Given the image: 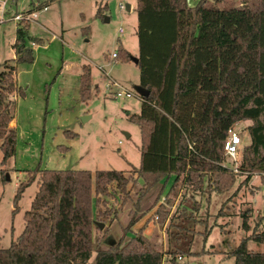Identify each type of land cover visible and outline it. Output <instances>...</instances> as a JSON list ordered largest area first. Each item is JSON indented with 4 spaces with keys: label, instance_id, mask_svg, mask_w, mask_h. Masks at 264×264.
Returning <instances> with one entry per match:
<instances>
[{
    "label": "trees",
    "instance_id": "trees-1",
    "mask_svg": "<svg viewBox=\"0 0 264 264\" xmlns=\"http://www.w3.org/2000/svg\"><path fill=\"white\" fill-rule=\"evenodd\" d=\"M135 11L138 85L149 93L142 96L139 112L127 116L140 132L134 177L117 169H34L14 195L16 201L37 175L23 229L7 247L0 246V264H87L92 252L89 264H162L165 251L141 229L126 240L101 246L106 229H99L96 221L111 209L99 208L106 204L105 195L117 189L122 199L128 197L131 178L142 181L139 198L170 175L169 190L180 179L219 192L232 187L237 176H242L241 184L254 174L264 177V0L222 8L212 0L192 5L188 0H136ZM28 29L29 22L17 23L14 56L0 63L1 164L13 155L16 140L9 125L15 100L9 96L23 94L15 82L16 64L32 62L28 43L41 41ZM78 79L80 93L87 97L88 65H82ZM239 120L252 123L235 173L220 163L227 129ZM152 215L163 222L161 204ZM246 221L243 211L245 230ZM249 239L264 243V232H251L228 250L233 264H264V251L249 249ZM181 250L185 252L174 245L167 253Z\"/></svg>",
    "mask_w": 264,
    "mask_h": 264
},
{
    "label": "rangeland",
    "instance_id": "rangeland-1",
    "mask_svg": "<svg viewBox=\"0 0 264 264\" xmlns=\"http://www.w3.org/2000/svg\"><path fill=\"white\" fill-rule=\"evenodd\" d=\"M29 1L6 4L4 20L0 21V63L14 56L17 22L11 16L26 9ZM188 1L191 5L195 2ZM250 2L220 0L215 5L222 8ZM135 3L136 0H48L47 9L29 22V34L41 41L28 43L32 62L16 64L15 82L23 94L9 96L15 100L12 112L16 140L13 155L0 163L1 247H7L23 229V213L37 189V175L16 201L14 195L19 183L25 182L34 169H117L132 174L133 166H138L140 132L137 124L127 118L139 112L141 103L136 91L139 69L131 57L138 54ZM113 53L118 56L112 58ZM82 64L90 70L87 97L79 89ZM110 78L133 95L114 98L106 89ZM251 123L236 122L241 153L249 143L247 127ZM1 157L0 150V160ZM221 163L227 165L229 160L223 156ZM2 169H6L4 173ZM132 178L127 185L128 197L122 199L117 189L112 190L105 195L106 204L99 207L102 211L111 207L99 221L106 229L101 246L120 238L126 240L141 229L156 248L165 251L162 264H233L234 257L228 255V250L251 232H264V177L260 174L243 184L239 182L242 176H237L232 187L220 192L204 184L199 188L183 184L180 179L169 190L171 175L139 198L142 181ZM159 204L165 212L163 222L157 221L150 209ZM243 211L247 230L242 227ZM93 232L100 235L94 228ZM174 245L185 252L167 253ZM247 247L264 251V243L251 239ZM93 256L94 252L87 264ZM177 256H181L178 262Z\"/></svg>",
    "mask_w": 264,
    "mask_h": 264
},
{
    "label": "built area",
    "instance_id": "built-area-1",
    "mask_svg": "<svg viewBox=\"0 0 264 264\" xmlns=\"http://www.w3.org/2000/svg\"><path fill=\"white\" fill-rule=\"evenodd\" d=\"M17 0H0V21H3V15L5 14L6 4H15ZM47 9V2L45 0H30L26 9H22L19 12L14 13L11 16V19L15 20L17 23L19 22H30L35 20L38 16L39 11H45ZM122 27L118 28V32L122 33ZM116 54H111L112 58H115ZM100 69L102 67L100 66ZM106 89L112 93L114 98L120 97H130L132 96V92L119 84L116 80L110 78L108 82H106ZM139 94V93H138ZM138 98L141 100L142 96L139 94ZM238 128L236 127V122L233 123L227 129V134L225 136L223 142V156H225L229 160V164L220 163L223 167L230 169L232 172H239L238 166L241 161V143L240 136L238 132ZM156 219L157 216L154 215ZM181 256H177L176 261H180Z\"/></svg>",
    "mask_w": 264,
    "mask_h": 264
},
{
    "label": "water",
    "instance_id": "water-1",
    "mask_svg": "<svg viewBox=\"0 0 264 264\" xmlns=\"http://www.w3.org/2000/svg\"><path fill=\"white\" fill-rule=\"evenodd\" d=\"M214 2L216 1H220V0H212ZM129 7L127 6V9ZM134 62H136V58L133 59ZM136 91L141 95V96H147L148 93H149V90L148 89H145V88H142L140 85H138L136 87ZM126 136L128 135L127 133L125 134ZM261 213L262 215L264 216V204L262 206V209H261ZM96 224L98 225V228L101 229L103 227V223L102 222H99V221H96Z\"/></svg>",
    "mask_w": 264,
    "mask_h": 264
},
{
    "label": "crops",
    "instance_id": "crops-1",
    "mask_svg": "<svg viewBox=\"0 0 264 264\" xmlns=\"http://www.w3.org/2000/svg\"><path fill=\"white\" fill-rule=\"evenodd\" d=\"M82 65H85V64H82ZM82 65H81V67H82ZM80 72H81V68H80ZM80 74V73H79ZM9 125L10 126H13V127H15V120H14V118L10 121V123H9ZM250 141V140H249ZM133 166V165H132ZM171 176V175H170ZM138 179H140V178H138ZM141 180V179H140ZM141 185V184H140ZM162 198H164V195H163V197ZM158 203H160L159 201H158ZM150 209H152V210H155V207H153V208H150ZM146 224V223H145ZM144 226V225H143ZM146 237H148L149 239H151L149 236H147V235H145Z\"/></svg>",
    "mask_w": 264,
    "mask_h": 264
}]
</instances>
